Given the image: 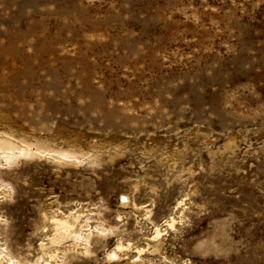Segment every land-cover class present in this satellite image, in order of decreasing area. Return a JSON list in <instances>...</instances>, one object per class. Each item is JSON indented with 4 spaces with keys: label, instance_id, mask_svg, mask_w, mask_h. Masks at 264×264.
Returning a JSON list of instances; mask_svg holds the SVG:
<instances>
[{
    "label": "rangeland",
    "instance_id": "374dc122",
    "mask_svg": "<svg viewBox=\"0 0 264 264\" xmlns=\"http://www.w3.org/2000/svg\"><path fill=\"white\" fill-rule=\"evenodd\" d=\"M18 134L98 152L0 163V264H49L43 212L79 208L62 264H264V0H0Z\"/></svg>",
    "mask_w": 264,
    "mask_h": 264
},
{
    "label": "bare ground",
    "instance_id": "6f19581e",
    "mask_svg": "<svg viewBox=\"0 0 264 264\" xmlns=\"http://www.w3.org/2000/svg\"><path fill=\"white\" fill-rule=\"evenodd\" d=\"M35 145L37 147L36 152L32 153V148ZM74 147H78V149L74 152L68 150L54 151L49 149V147H45L44 145L39 144L36 140H33L31 139V137H28L26 135L21 136L20 134H18L16 137L0 136V163H4L5 160H10L14 155L19 153H22L25 156H31L33 154L41 155L49 152L55 153V158L58 160V162H61V164L66 163L65 159H72L76 161L74 164L77 165L83 162L84 159L90 155V152L93 153L91 157H94L98 152V146H96L95 144H91L87 152H85L84 149L78 144H75ZM125 199L127 200L128 198L126 197ZM126 204L127 203H124V205ZM43 213L46 241L40 246V249L43 255L48 256L49 264H62V262H60L59 260V254L62 250H64V242L67 240L74 242V244L80 243L83 247L82 251L84 253L87 252V240L85 239L82 243L78 240L79 233L84 221V213L80 208L76 212L69 215H64L59 213L58 211H53L51 209L45 210ZM122 251L123 248L120 244L118 248L113 252V256L117 257L118 253H122Z\"/></svg>",
    "mask_w": 264,
    "mask_h": 264
}]
</instances>
